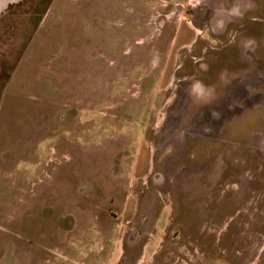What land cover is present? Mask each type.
<instances>
[{"label":"rangeland","instance_id":"1","mask_svg":"<svg viewBox=\"0 0 264 264\" xmlns=\"http://www.w3.org/2000/svg\"><path fill=\"white\" fill-rule=\"evenodd\" d=\"M21 6L0 16V264H105L161 209L164 263L264 264V0Z\"/></svg>","mask_w":264,"mask_h":264},{"label":"crops","instance_id":"2","mask_svg":"<svg viewBox=\"0 0 264 264\" xmlns=\"http://www.w3.org/2000/svg\"><path fill=\"white\" fill-rule=\"evenodd\" d=\"M20 1L21 0H0V16L4 13L5 9L9 5L18 3ZM159 213L160 214L164 213V209H161ZM159 213H157V215H155L151 220V223H152L151 231L152 232L150 234H148L147 232H144L143 236H141L140 238L126 237L125 238L126 241L123 240L121 242H119V239L117 242L114 239V241L112 242V246H109V248L110 247L114 248L113 245H116V247L112 250H109L108 248V251L105 254V264L112 263V262L108 263L109 256H110V259L113 260V264H117V262L118 264H166L161 260V257L158 256V254H159V251H161L160 243L163 242L164 240V236H165L164 229L167 225V218L165 217V215L161 217ZM132 217H134L135 219V216L132 215L127 221H123L121 217L122 219L121 221L114 223L113 230L118 231L120 229L125 228L127 224L132 222L130 221ZM138 217H139L138 219H141L143 216L142 217L138 216ZM144 217L147 220V217L146 216ZM138 222L139 221H137L136 224ZM159 225H160V228H159V231L157 232L155 228ZM141 226L143 228V223L140 224V227ZM129 243L138 245V247L136 248L134 247V250H138L137 257H135L134 259L130 257L129 251H126V252L122 251V247L127 248ZM125 253L127 254L125 255ZM121 259H123L122 261L124 262L119 263V260Z\"/></svg>","mask_w":264,"mask_h":264},{"label":"clouds","instance_id":"3","mask_svg":"<svg viewBox=\"0 0 264 264\" xmlns=\"http://www.w3.org/2000/svg\"><path fill=\"white\" fill-rule=\"evenodd\" d=\"M204 87L205 86L199 81L192 84L191 91L196 96L197 99L201 97Z\"/></svg>","mask_w":264,"mask_h":264},{"label":"trees","instance_id":"4","mask_svg":"<svg viewBox=\"0 0 264 264\" xmlns=\"http://www.w3.org/2000/svg\"><path fill=\"white\" fill-rule=\"evenodd\" d=\"M24 1H25V0H21V1L18 2V3H15V4H12V5H9V6L6 8V10L8 11L9 9H13V8H16V7H17L16 9L19 10V9L22 7L21 5H22V3H23ZM6 10H5V11H6ZM34 12L37 13L35 10H34ZM4 13H5V12H4ZM41 14H42V12H40V14H38V15L40 16ZM36 15H37V14H36ZM38 22H39V21H38ZM38 22H37V23H38ZM35 24H36V23H35Z\"/></svg>","mask_w":264,"mask_h":264}]
</instances>
